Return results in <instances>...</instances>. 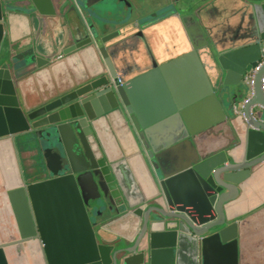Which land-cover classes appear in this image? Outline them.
I'll return each mask as SVG.
<instances>
[{"label": "water", "instance_id": "1", "mask_svg": "<svg viewBox=\"0 0 264 264\" xmlns=\"http://www.w3.org/2000/svg\"><path fill=\"white\" fill-rule=\"evenodd\" d=\"M238 1L245 27L240 40L218 44L192 14L196 0H187L169 15L184 39L178 48L186 51L162 64L150 53L148 72L122 85L113 83L118 61H126L117 47L134 26L101 22L105 0L87 4L83 9L96 26L65 54L98 47L106 75L27 109L19 95L24 78L50 67L62 49L55 45V18L79 34L83 15L70 1L64 6L66 0L56 1L59 15L55 0H0V143L23 141L29 164L34 144L45 170L31 163L28 171L47 176L16 189L8 175L19 241L3 246L0 240V264H11L6 250L13 264H241L244 252L264 253V215L259 225L251 221L264 214L263 205L238 213L244 186L264 163V66L253 91L248 83L264 55V0ZM13 15L36 25L17 43L7 39ZM112 113L135 135L129 130L137 151L123 167L105 153L96 132ZM223 124L234 142L217 132ZM5 150L15 154L0 145ZM17 190L31 203L35 221L22 212ZM110 204V213L99 217V208Z\"/></svg>", "mask_w": 264, "mask_h": 264}, {"label": "flooded vegetation", "instance_id": "2", "mask_svg": "<svg viewBox=\"0 0 264 264\" xmlns=\"http://www.w3.org/2000/svg\"><path fill=\"white\" fill-rule=\"evenodd\" d=\"M56 1L57 0H55V11H56V14L59 15L60 10H62L63 8L59 9V4L58 6H56ZM69 1L72 3V5L75 4L82 12L83 22H81V32L77 34L73 29L70 28V26L66 24L64 20H62L61 18H55V22L57 23L55 24V45L56 47H60V48L62 47L60 52H57V55H56L57 59L55 60V62L68 59L72 57L73 55H77V54L80 56H89V54L95 53L97 57V53L99 54L98 47L96 49L97 51L96 53L94 49L95 47L94 48L91 47L93 46L92 44L85 46L81 49L75 50L69 54H65L66 52L70 51L75 44L85 43V41L89 39V37H91L90 28L92 24L96 26V23H97L95 21L93 22V21L88 20V17L86 16L87 10L83 9V7L87 6V4L89 5L95 0H87L88 2H85V1L83 2L82 0H66V3L64 6H66ZM186 1L187 0H105V3L102 7V12H101L102 13V16L100 18L101 22L106 23L107 21L126 20L130 24H132V26H134L132 28V31L128 32L129 36H127L126 38L127 41L123 42L121 45H119V47H117V49H120L119 50L120 52H118L117 54H121L123 50L126 51V49H128V46L134 45L133 47H135L136 45H138V49L136 50V53H135L136 59L134 60L133 63H131V61H129L127 58L128 51L120 55V56H123L126 61L120 65L122 70L118 69L119 67L116 66L118 71H148L149 70L152 64L151 59H150V53L154 56L153 48H152V45L150 44L151 42L149 41L150 38H148L150 37L149 36L150 33H153L154 35L155 34L154 32L156 31L155 28L157 26L170 23L171 18H169V15H171L172 12L174 14L179 12V9L183 7L184 2ZM216 1L217 0H196V6L192 14L195 15V18L198 24L200 25V27L202 28V30H204L205 27L206 28L208 27V25L212 21V17H214L212 8L214 7V4ZM109 2H110V5L107 6L106 4ZM68 9L69 8H65L63 12L67 11ZM114 12L115 14L112 15ZM118 12H119V16L117 17ZM138 23H141L142 25L150 24V26L147 29H144V30L141 29L142 30L141 31L140 29H137V26L140 25ZM142 25H140V27H142ZM118 38H116L114 41L119 40ZM74 41H77V42H74ZM177 50L184 51L183 48L179 49L178 47H177ZM165 52L168 55L173 54V52H170L169 49H165ZM103 69L104 71L107 72V68L103 67ZM41 70L43 69L34 70L33 72H31L29 75H27L24 78L23 82L31 79L35 74L39 73ZM207 70L210 71V68L208 67ZM88 81L89 80L85 81V83L75 85L74 87L70 89V91L75 90L85 85ZM124 82L125 80L123 79V76L121 75H118L116 79H113V83L115 85H122ZM42 92H44V90ZM20 94L21 93H19V95ZM63 94L65 93L58 92V93H55V95L50 94L47 97L49 99H46V100L48 101L51 98H55L56 100ZM37 95L39 96V94ZM21 99L24 100L25 108H27L26 107L27 99L24 98L23 96L21 97ZM33 109H35V107ZM38 121H40L39 118L33 121L32 123H37ZM120 128L122 129V126L118 121V115L116 113L110 114L105 119H103L101 122H99V124L97 125L96 132L100 136L102 140L101 142L103 143L105 149L109 148L111 150H114V147L116 149L117 147H119V144L116 139V133ZM124 129L127 132L126 134L130 135V131L132 130L128 128L127 124H126V127H124ZM131 133L135 137L133 131ZM27 137H29L31 140H34L32 134L28 135ZM17 140L19 139H16L14 141H5V142L0 143L1 146H4V145L8 146L10 149L15 151V157L19 165L18 167L19 169L14 165H12L11 169H9L8 165H9V162H11V157L13 153L7 150L0 152V171H1L0 172V240H1V245L3 246L9 245L10 243H16L19 241V235L14 232L15 227H16L15 221L13 218V213L11 210L9 199L7 197V191L5 189V182H6L8 175L13 184L11 187H15L16 189L23 187L25 183L35 184V183L45 181L47 179V176L45 174L38 175V177L33 181H30L25 178L24 174L22 173V167L20 166L21 160L17 153V147H16ZM30 151H31L30 154L36 155L35 160L31 161V163H33V165H35L36 168L40 170H45V163L41 155L38 156V154L40 153H38L39 152L38 149H37L38 152H36V149L34 148V144H32ZM111 159L112 161L115 160L120 163L122 162L121 167H123L124 161L127 160V159L119 160L114 157H111ZM27 169L29 170V168ZM127 180L128 181H126V184H129L130 183L129 178H127ZM131 183H133V181ZM133 186L134 184H132V186H128L127 190L129 191L131 190L133 192ZM16 194H17L18 199L21 202V205H22L21 210L24 213V215L28 218V220L35 221L34 212H33L31 203L29 201L27 203L23 201V198L21 195L22 193L20 190H17ZM106 209L112 210L113 209L112 204L106 207ZM190 212L193 213L192 211ZM36 240L37 239L31 240V242H36ZM241 264H244L243 260H241Z\"/></svg>", "mask_w": 264, "mask_h": 264}, {"label": "crops", "instance_id": "3", "mask_svg": "<svg viewBox=\"0 0 264 264\" xmlns=\"http://www.w3.org/2000/svg\"><path fill=\"white\" fill-rule=\"evenodd\" d=\"M213 15L211 23L208 28L212 30L215 35V41L218 44H232L240 40L244 34L245 27L241 24L242 13L241 4L238 0H217L212 8ZM187 13H181L186 15ZM202 14V13H201ZM36 25H29L27 19L24 16L13 15L9 24V30L7 32V39L11 42L17 43L26 37H28L34 30ZM155 34L150 33L149 41L153 48L155 59L158 63L162 64L167 62L170 57H176L182 54L184 51H178L177 47L183 41V37L180 34H175L171 23L163 24L155 28ZM46 39L48 35L45 36ZM128 46L127 58L131 63L136 59V50L138 45ZM135 48V49H133ZM165 49H169L173 52L172 55H168ZM121 61H118L117 67H120ZM209 64V61H207ZM119 75L123 76L124 80L135 78L148 71H117ZM106 74L103 67L96 57L95 53L89 54V56L73 55L72 57L54 62L50 67H46L39 73L35 74L31 79L24 81L21 84V97L27 99L26 107L33 109L48 95H55V93H64L70 90L72 87L78 84L85 83L90 79H96ZM56 85V86H55ZM44 90V92H42ZM39 94V96L37 95ZM118 121L122 126L116 133V139L119 144L117 149L109 148L104 149L105 153L116 159H130L137 151V145L130 138V135L126 134V123L121 114L117 113ZM124 126V127H123ZM220 131L222 135H226L234 142L233 132L228 129L227 124H223L217 127V132ZM213 132V131H212ZM224 135V136H225ZM11 165L19 167L15 154L13 152L11 157ZM19 169V168H18ZM1 172V171H0ZM142 186V185H141ZM148 194V193H147ZM146 196V195H145ZM238 213L250 214L255 208L263 205L264 207V163L260 166L256 177L251 179L243 188V193L238 200ZM263 215L261 214L257 219H253L254 225H259L262 222ZM244 252L241 260L244 264H264V253L261 251Z\"/></svg>", "mask_w": 264, "mask_h": 264}, {"label": "rangeland", "instance_id": "4", "mask_svg": "<svg viewBox=\"0 0 264 264\" xmlns=\"http://www.w3.org/2000/svg\"><path fill=\"white\" fill-rule=\"evenodd\" d=\"M23 144H24L23 141L21 142L20 140H17L16 147H17V153L20 156V160H21L20 166L22 167V173L24 174L25 178L30 181H33L38 177V175L31 174L27 169L29 162L25 160L26 148ZM99 211L101 213L99 217H106L110 213V211H108L106 207L104 206L99 208ZM6 258H7L8 263L13 264L12 258L9 254V250H6Z\"/></svg>", "mask_w": 264, "mask_h": 264}, {"label": "built area", "instance_id": "5", "mask_svg": "<svg viewBox=\"0 0 264 264\" xmlns=\"http://www.w3.org/2000/svg\"><path fill=\"white\" fill-rule=\"evenodd\" d=\"M264 66V55L262 56V58L260 59V61L258 62L257 66L251 71V73L249 74V80H248V83L251 87V90L253 91V86H254V80H255V77L257 75V73L260 71V69ZM262 82V90L264 92V76L261 80ZM15 233H17V230H16V227H15V230H14Z\"/></svg>", "mask_w": 264, "mask_h": 264}]
</instances>
